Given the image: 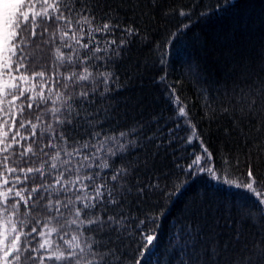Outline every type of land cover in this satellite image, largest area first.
Here are the masks:
<instances>
[{
  "label": "snow or ice",
  "instance_id": "6c2138e0",
  "mask_svg": "<svg viewBox=\"0 0 264 264\" xmlns=\"http://www.w3.org/2000/svg\"><path fill=\"white\" fill-rule=\"evenodd\" d=\"M0 264H264V0H0Z\"/></svg>",
  "mask_w": 264,
  "mask_h": 264
}]
</instances>
